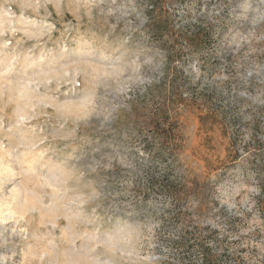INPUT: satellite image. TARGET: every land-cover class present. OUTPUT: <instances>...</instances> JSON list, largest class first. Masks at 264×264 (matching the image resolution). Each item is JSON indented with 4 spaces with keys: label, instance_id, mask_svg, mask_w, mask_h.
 Here are the masks:
<instances>
[{
    "label": "rangeland",
    "instance_id": "rangeland-1",
    "mask_svg": "<svg viewBox=\"0 0 264 264\" xmlns=\"http://www.w3.org/2000/svg\"><path fill=\"white\" fill-rule=\"evenodd\" d=\"M4 200L0 264H264V0H0Z\"/></svg>",
    "mask_w": 264,
    "mask_h": 264
},
{
    "label": "bare ground",
    "instance_id": "bare-ground-1",
    "mask_svg": "<svg viewBox=\"0 0 264 264\" xmlns=\"http://www.w3.org/2000/svg\"><path fill=\"white\" fill-rule=\"evenodd\" d=\"M9 155V154H8ZM29 164H30V166H31V168H30V170H33V171H35L36 169H35V166L33 165V162H35V157H34V155H31L30 156V158H29ZM5 165V163H4V161H3V163H2V165H1V168H3L4 170H7V172H9V173H12V170L10 169V167H6V166H4ZM6 167V168H5ZM14 176V175H13ZM1 181H2V179H1ZM15 183V182H14ZM18 186H19V184H17L15 187H14V189L12 190V200L15 198V196L17 195V193L18 192H20V190H18ZM32 202L30 201V199L28 200V199H26V205H24V207H31L30 206V204H31ZM4 207H5V209H6V212H7V214L6 215H4L3 216V213H4V211L3 210H0V221H1V223H4V222H6V221H8V220H10V219H15V217L17 216V215H19V213L20 212H17V211H15L14 209H13V203H12V201H10V200H4ZM24 207H22V210H24L25 211V208ZM27 207V209H29Z\"/></svg>",
    "mask_w": 264,
    "mask_h": 264
},
{
    "label": "trees",
    "instance_id": "trees-1",
    "mask_svg": "<svg viewBox=\"0 0 264 264\" xmlns=\"http://www.w3.org/2000/svg\"><path fill=\"white\" fill-rule=\"evenodd\" d=\"M154 9H156V10H158V6L156 5V6H154ZM196 36H197V34H196ZM199 37L201 36V35H198ZM199 37H194L193 39H194V41H198V43H199V45H200V47H201V44H202V39L203 38H199ZM193 39H190L189 40V42H193L192 40ZM193 46H195L196 47V45H194V44H192Z\"/></svg>",
    "mask_w": 264,
    "mask_h": 264
}]
</instances>
